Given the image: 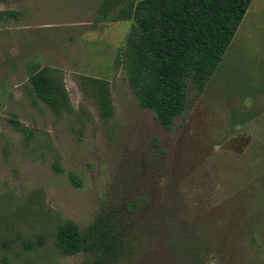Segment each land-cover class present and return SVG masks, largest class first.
<instances>
[{
  "label": "rangeland",
  "instance_id": "1",
  "mask_svg": "<svg viewBox=\"0 0 264 264\" xmlns=\"http://www.w3.org/2000/svg\"><path fill=\"white\" fill-rule=\"evenodd\" d=\"M117 1L0 0V264H264V0L171 129L129 84ZM43 69L68 108L37 97ZM89 78L108 81L110 117ZM98 217L118 258L58 248L60 227Z\"/></svg>",
  "mask_w": 264,
  "mask_h": 264
},
{
  "label": "trees",
  "instance_id": "2",
  "mask_svg": "<svg viewBox=\"0 0 264 264\" xmlns=\"http://www.w3.org/2000/svg\"><path fill=\"white\" fill-rule=\"evenodd\" d=\"M251 2L117 1L114 19L134 23L128 38L129 84L140 105L153 110L166 129H171L174 119L187 108L188 81H192L198 92L205 88ZM104 10L107 12L105 6ZM89 81L93 84L101 113L110 117L113 110L108 81L95 78H89ZM30 82L37 97L55 112H59L61 106H70L64 83L48 69L33 73ZM124 243L122 232L107 217L96 218L85 231L69 222L57 233V246L64 254L95 251L100 260L118 258Z\"/></svg>",
  "mask_w": 264,
  "mask_h": 264
}]
</instances>
